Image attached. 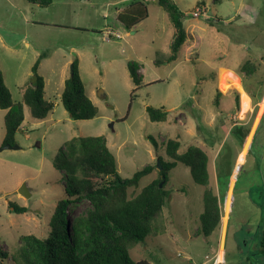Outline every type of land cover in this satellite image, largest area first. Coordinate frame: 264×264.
<instances>
[{"label": "rangeland", "instance_id": "1", "mask_svg": "<svg viewBox=\"0 0 264 264\" xmlns=\"http://www.w3.org/2000/svg\"><path fill=\"white\" fill-rule=\"evenodd\" d=\"M173 1L189 37L188 46L168 62L174 29L156 0H53L47 8L0 0V68L12 99L20 101L30 84L36 50L49 58L38 73L44 98L54 103L43 120L33 119L25 107L15 134L18 149L0 151V244L7 252L0 264H15L21 236L47 235L65 188L53 159L71 138L88 136L106 138L123 178L153 165L157 157L170 161L164 153L168 139L180 142L179 153L195 145L208 156L221 228L209 237L201 234L204 188L176 163L168 172L170 196L158 220L159 233L130 250L134 261L264 264L259 245L264 229V0ZM199 7L205 15L193 16ZM206 19L220 36H213ZM109 29L122 38L108 35ZM7 44H17L19 51L9 52ZM186 49L193 52L188 55ZM75 60L86 94L99 110L92 120H72L60 101L62 72L69 76ZM246 61L255 67L251 74L241 69ZM129 62L145 72L139 85L129 76ZM148 106L167 111V120L150 121ZM3 117L0 109V146ZM156 177L153 170L128 192L135 195ZM23 184L27 198L18 192ZM9 203L26 211L14 213ZM88 208L87 202L70 206L69 217Z\"/></svg>", "mask_w": 264, "mask_h": 264}, {"label": "trees", "instance_id": "2", "mask_svg": "<svg viewBox=\"0 0 264 264\" xmlns=\"http://www.w3.org/2000/svg\"><path fill=\"white\" fill-rule=\"evenodd\" d=\"M40 8L49 7L53 0H25ZM166 12L174 29L169 45L168 62L175 61L187 33L183 25V13L173 0H156ZM120 14L117 15L119 17ZM210 25L214 22L206 19ZM41 54L31 67L30 84L25 87L22 99L14 101L7 88L0 69V109L3 117L4 138L2 145H15V134L21 130L24 108L28 107L31 117L43 120L52 113L54 103L44 98V80L38 73L43 59ZM129 76L135 85L141 82L136 63L127 64ZM242 71L251 74L254 65L246 61ZM60 101L69 117L75 121L92 120L98 115L97 106L86 94L80 78L76 60L69 77L64 82ZM152 122H165L168 112L163 109L146 107ZM155 149L158 145L154 139ZM180 142L168 139L164 153L170 161L157 157L156 162L136 171L130 178H123L117 171L114 154L107 146L104 136L74 137L68 140L53 159V166L63 173L64 196L56 202L48 220V231L44 237L21 236L22 244L13 259L15 264H148L134 261L130 250L144 243L146 237L159 233L158 220L170 196L165 189L168 172L181 163L189 169L192 181L202 186L203 210L200 214V231L209 237L220 228L221 211L219 200L209 187L208 156L198 146L190 145L179 153ZM157 170V177L135 195L129 189H136L141 178ZM160 183L162 186L159 187ZM87 202L89 208L78 216L69 217V207ZM14 213L26 209L9 203ZM259 245L264 252V229ZM0 258L7 259V252L0 244Z\"/></svg>", "mask_w": 264, "mask_h": 264}, {"label": "crops", "instance_id": "3", "mask_svg": "<svg viewBox=\"0 0 264 264\" xmlns=\"http://www.w3.org/2000/svg\"><path fill=\"white\" fill-rule=\"evenodd\" d=\"M210 27H212L210 30L212 31V32H214V34L215 35H213V36H220L219 35V30L220 29H216L215 28V30L213 29V26L212 25H210ZM186 30V29H185ZM187 33V32H186ZM188 35V34H187ZM188 37H189V35H188ZM217 39V38H216ZM187 40V39H186ZM0 42L3 44V42H4V40L2 39V37H1V34H0ZM187 43L186 42H184V46H182V48L184 47H186V46H188V45H186ZM4 45V44H3ZM200 45H202V43H200L199 44V46ZM25 46H26V48H31V46H30V44L29 43H25ZM19 46H17V44H16V46L15 45H12V44H7V45H5V49L6 50H8L9 52H12V53H15V52H18L19 51V48H18ZM181 48V49H182ZM181 51V50H180ZM34 52V54H35V59L37 60L38 59V57L41 55L40 53L38 54L37 53V51L36 50H34L33 51ZM186 52H187V54L189 55V54H191V53H188V51H187V49H186ZM49 58H46V56H44L43 57V59H41V61H40V63H39V66L38 67H40L41 66V64L44 62V61H47ZM177 59V58H176ZM242 67V66H241ZM1 69V68H0ZM2 71V70H1ZM138 72H139V74H140V76H141V80H143V77H144V70L140 67L139 68V70H138ZM69 76L68 75H65L64 74V72H62V80H61V82L63 83V87H64V82H65V80L68 78ZM63 90V89H62ZM24 91V90H23ZM22 94H23V92H22ZM61 95V94H60ZM88 96V95H87ZM90 99V98H89ZM91 100V99H90ZM49 101V100H48ZM92 101V100H91ZM195 108V107H194ZM25 109V108H24ZM4 112V114H5V111H3ZM205 116V114L203 113V117ZM204 124L205 125H207L208 126V124H207V122L206 121H204ZM190 134V133H189ZM190 136H192V134H190ZM4 138V137H3ZM3 142V141H2ZM1 146H2V144H1ZM0 146V147H1ZM190 146V145H189ZM195 146V145H194ZM188 147V146H187ZM199 147V146H198ZM201 148V147H200ZM187 149V148H186ZM202 149V148H201ZM208 168V167H207ZM221 224V223H220ZM221 228V227H220Z\"/></svg>", "mask_w": 264, "mask_h": 264}, {"label": "built area", "instance_id": "4", "mask_svg": "<svg viewBox=\"0 0 264 264\" xmlns=\"http://www.w3.org/2000/svg\"><path fill=\"white\" fill-rule=\"evenodd\" d=\"M203 14L205 15V9L202 8V7H199V8H196V9H195V11H194V13H193V16H195V17H200V16H202ZM107 34L110 35V36H113V37L119 38V39L122 38V35H121L119 32H116V31L111 30V29H109V30L107 31ZM107 40H109V39L107 38ZM207 260H210L208 256H206V261H207Z\"/></svg>", "mask_w": 264, "mask_h": 264}, {"label": "water", "instance_id": "5", "mask_svg": "<svg viewBox=\"0 0 264 264\" xmlns=\"http://www.w3.org/2000/svg\"><path fill=\"white\" fill-rule=\"evenodd\" d=\"M71 68H72V65H71ZM4 149H18V147L15 145L11 146V145L5 144V145H2L0 147V151L4 150ZM161 186H162V183H160L159 187H161ZM18 192L26 198L29 197L28 190L24 184L21 186V188L18 190Z\"/></svg>", "mask_w": 264, "mask_h": 264}]
</instances>
